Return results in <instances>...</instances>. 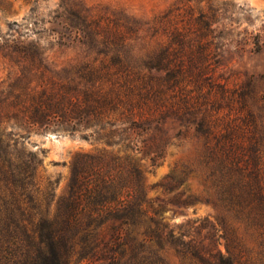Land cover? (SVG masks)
Returning a JSON list of instances; mask_svg holds the SVG:
<instances>
[{
	"label": "trees",
	"instance_id": "obj_1",
	"mask_svg": "<svg viewBox=\"0 0 264 264\" xmlns=\"http://www.w3.org/2000/svg\"><path fill=\"white\" fill-rule=\"evenodd\" d=\"M192 23L205 29L206 16L200 14ZM109 31L110 38L124 40L118 27ZM173 34L179 47V29ZM163 45L137 72L122 61L91 65V74L111 78L106 80L108 91L91 93L90 115L103 123L109 119L96 126L98 133L115 128L111 122L125 115L122 125L148 137L132 143L140 161H148L151 168L173 145L161 122H183L187 130L177 139L189 136L192 152L179 180L196 177L200 190L170 204L208 205L216 213L214 221L182 224L176 231L161 224L160 205L148 198L143 166H134V182L128 185L126 172L94 156L76 162L66 195L55 200L56 182L43 178L42 160L32 152H9L16 142L1 139L0 264H168L163 256L167 249L180 264H264V115L244 87L214 83L202 64L191 81L194 89L183 88L188 70L180 51Z\"/></svg>",
	"mask_w": 264,
	"mask_h": 264
},
{
	"label": "rangeland",
	"instance_id": "obj_2",
	"mask_svg": "<svg viewBox=\"0 0 264 264\" xmlns=\"http://www.w3.org/2000/svg\"><path fill=\"white\" fill-rule=\"evenodd\" d=\"M200 14L207 22L202 30L192 23ZM117 27L124 40L110 38L109 29ZM175 29L182 36L179 47L171 36ZM166 43L180 51L186 64L183 88L194 89L191 81L202 64L214 83L244 87L264 115V0H0V140H14L16 147L9 152L15 155L32 152L42 160L43 178L56 182L55 200L66 195L76 162L94 156L126 172L128 185L134 182V166H143L148 198L160 205L161 224L176 231L182 224L214 221L216 213L208 205L170 204L200 190L196 177L179 180L192 152L189 136L177 139L187 130L183 122H161L173 145L151 168L148 161H140L132 143L148 137L122 125L125 115L111 122L115 128L100 133L96 126L109 119L103 123L90 115L91 93L108 91L106 80L111 78L91 74V65L122 61L137 72ZM170 176L177 181L168 183ZM9 200L6 182V204ZM163 256L168 264H180L169 249Z\"/></svg>",
	"mask_w": 264,
	"mask_h": 264
}]
</instances>
